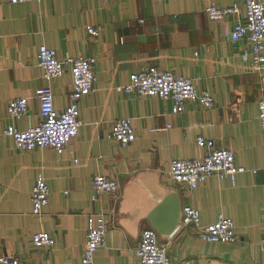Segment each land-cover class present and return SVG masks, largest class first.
Segmentation results:
<instances>
[{
  "label": "crops",
  "instance_id": "0c3cea01",
  "mask_svg": "<svg viewBox=\"0 0 264 264\" xmlns=\"http://www.w3.org/2000/svg\"><path fill=\"white\" fill-rule=\"evenodd\" d=\"M233 0H0V252L19 264H82L87 218L107 220L106 246L95 253L96 264H144L136 255L141 231L152 227L150 211L170 191L182 205L201 212L209 225L220 215L235 223L233 243L209 242L192 226L160 236L172 264H264V148L259 100L264 97V64L243 54L249 41H234L230 32L239 15L209 19L206 7ZM143 19V21H141ZM99 28L98 36L87 27ZM41 45L66 56H95L97 82L80 103V131L61 154L51 147L19 149L4 130L13 124L26 130L41 121L38 87L48 84L38 63ZM151 68L172 70L208 91V108L187 101L176 113L171 100L138 97L116 91L134 73ZM54 103H70L72 77L51 81ZM27 97L28 115L13 118L7 105ZM132 119L136 139L124 146L109 139L113 123ZM212 149L230 148L246 168L236 181L213 175L192 193L170 178L174 159L203 155L197 138ZM77 160V161H76ZM104 174L119 183L115 193L95 196L93 177ZM42 175L50 186L49 203L33 214L32 189ZM48 231L52 246L37 247L33 234ZM1 264V263H0Z\"/></svg>",
  "mask_w": 264,
  "mask_h": 264
},
{
  "label": "built area",
  "instance_id": "2783aa9c",
  "mask_svg": "<svg viewBox=\"0 0 264 264\" xmlns=\"http://www.w3.org/2000/svg\"><path fill=\"white\" fill-rule=\"evenodd\" d=\"M37 0H9L10 3H21ZM163 1V0H159ZM245 7V16L238 19L231 30L232 40L245 39L251 48L243 54L245 60H251L261 67L264 64V0H233L229 7L211 3L206 7L209 19L223 21L230 15H239L241 6ZM143 21V19H141ZM87 31L92 36H98L99 28L89 25ZM38 63L43 70V76L48 84L40 86L35 91V97L40 104L41 121L38 125L26 130H19L13 124L7 125L4 134L12 137L19 149L51 147L57 153L65 151L68 144L77 137L81 126L80 103L84 96L92 91L97 82L95 56H66L60 59L54 48L41 45L38 50ZM72 77L73 90L70 103L59 109L54 103V92L51 81L61 77L66 70ZM116 91L134 94L138 97L156 96L171 100L176 113L186 109L187 101H198L211 108L215 97L208 91H199L192 79L177 75L172 70L151 68L136 72L127 84L117 85ZM8 114L17 119L28 115L29 103L27 97L12 99L7 105ZM259 120L263 131L264 148V97L259 100ZM108 138L121 145H128L136 139L132 119L121 117L115 120ZM199 148L207 150L200 156L186 159H174L171 162L169 176L181 189L192 193L207 179L216 175L220 179L229 178L234 183L239 173L246 168L238 165L236 155L230 148L212 149L203 136L197 138ZM77 161V160H76ZM119 188L116 179L97 173L93 177L95 196L100 193H115ZM1 189V184H0ZM50 186L46 178L39 175L32 189L33 214L40 215L49 203ZM192 226L200 238L209 242L233 243L237 240L235 223L232 218L220 215L217 221L209 225L201 222L200 210L190 204L182 205L180 227ZM107 220L102 214H92L87 218V239L82 256V264H96L95 253L106 246ZM33 244L37 247L52 246L55 239L48 231L33 234ZM136 255L144 264H172V258L167 247L161 243L160 234L153 227L141 231ZM1 264H19V259L13 255L0 252ZM218 264H232L221 261Z\"/></svg>",
  "mask_w": 264,
  "mask_h": 264
},
{
  "label": "water",
  "instance_id": "95a60500",
  "mask_svg": "<svg viewBox=\"0 0 264 264\" xmlns=\"http://www.w3.org/2000/svg\"><path fill=\"white\" fill-rule=\"evenodd\" d=\"M147 218L162 237H169L180 228L182 199L177 191H170L150 211Z\"/></svg>",
  "mask_w": 264,
  "mask_h": 264
}]
</instances>
